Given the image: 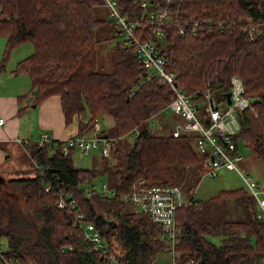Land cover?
Segmentation results:
<instances>
[{
    "label": "trees",
    "instance_id": "16d2710c",
    "mask_svg": "<svg viewBox=\"0 0 264 264\" xmlns=\"http://www.w3.org/2000/svg\"><path fill=\"white\" fill-rule=\"evenodd\" d=\"M103 2L0 0V37L6 38L0 72L15 49L32 45V53L14 69L30 77L32 103L59 96L65 123L77 120L79 135L110 117L112 125L101 133L114 139L105 157L112 164L92 170L77 167L74 148L65 155L61 142L56 149L32 140L25 145L34 174L0 181V241L7 244L6 251L0 248V264H154L164 252L175 255L174 264H264V220L257 218L256 200L246 187L219 191L206 201L194 197L210 169L207 155L197 151L196 134L175 137L173 131L155 130L156 117L170 112L165 108L173 90L149 77L135 45L123 39ZM117 2L128 20L139 23L138 39L153 41L178 85L200 105L206 125L210 117L202 94L207 80L224 106L231 78H242L253 108L236 111L241 129L230 138L237 151L245 147L264 162V0ZM148 10H165L169 17L151 24ZM249 23L261 24L254 38ZM113 42L111 69H95L97 47ZM106 173L114 194L88 196L85 188ZM137 180L183 188L187 203L176 211L180 234L174 246L160 224L123 200ZM61 195H73L75 208L106 240L107 254L84 239L72 208L57 206Z\"/></svg>",
    "mask_w": 264,
    "mask_h": 264
},
{
    "label": "built area",
    "instance_id": "2783aa9c",
    "mask_svg": "<svg viewBox=\"0 0 264 264\" xmlns=\"http://www.w3.org/2000/svg\"><path fill=\"white\" fill-rule=\"evenodd\" d=\"M103 1L104 7L109 10L110 17L122 32L123 39L135 45L138 58L146 68L149 77H158L163 84L169 85L173 90L174 99L165 110L181 116L184 120L183 123L175 126L173 135L178 137L184 132L197 135V151L202 155H207L206 165L210 168L203 177L215 178L219 176L222 170L238 173L244 181L245 187L256 200L257 218L264 220V184L254 179L250 174H245L239 168L238 163L244 159V156L240 150L237 151L236 144L230 138V135L238 133L241 129L236 111L253 108V101L246 93L242 78L237 75L231 78L229 91L231 102H227V95L225 100L228 107L222 106L212 89V80H207L202 94L205 113L210 117V123L206 125L199 112L200 105L195 103L191 96L178 85L175 72L166 68L165 61L156 51L153 41L138 39L136 29L139 23L128 20L120 12L117 0ZM142 6L147 8L148 3L143 2ZM168 17V12L165 10H148V18L151 24L165 23ZM249 24L247 30L254 38L259 33L260 29L258 27L261 24ZM195 25H198V23ZM180 31L182 35L185 34L184 28ZM4 121L5 119L0 117V125ZM101 131L102 126L100 122H97L92 133L76 134L60 141L52 138L48 132H42L39 138L35 139V142L40 147L48 149H56L61 142L65 155H69L74 148V155L78 154L83 158L93 150L99 149L103 157H109L114 139L103 135ZM19 142L22 141L19 140ZM50 188V186H46L45 190L49 191ZM85 191L88 196L94 192H98L102 196L114 194L113 189L109 187V183L106 181H102L101 184L94 182L88 185ZM70 196L61 195L57 206L59 208H72L84 239L90 242L94 249L102 255L107 254L108 244L106 240L101 236L94 223L84 220V214L75 208L74 201L70 199ZM123 200L131 203L135 209L144 211L153 222L160 224L164 236L171 240L172 246H174L176 237L180 234L176 221V211L187 203L186 194L181 186L177 184L149 185L146 180H137L132 183L130 190L123 196Z\"/></svg>",
    "mask_w": 264,
    "mask_h": 264
},
{
    "label": "crops",
    "instance_id": "0c3cea01",
    "mask_svg": "<svg viewBox=\"0 0 264 264\" xmlns=\"http://www.w3.org/2000/svg\"><path fill=\"white\" fill-rule=\"evenodd\" d=\"M5 45L6 38L0 37V61ZM15 66L16 62L11 59L7 68L0 72V117L5 119L0 125V168L11 160L18 163L19 158L24 157L22 154L24 152L30 157L25 145L31 140L35 142L42 132H48L54 139L60 141L79 132L77 120L70 125L65 123L59 96H51L41 104L33 106L32 99L35 96L29 94L31 79L25 73H14ZM26 95L28 96L25 100H20V97ZM21 108L25 110L20 112ZM183 122L184 120L178 121L175 126ZM15 170L19 171L20 168ZM174 263L175 255L172 252L160 253L154 262V264Z\"/></svg>",
    "mask_w": 264,
    "mask_h": 264
},
{
    "label": "rangeland",
    "instance_id": "374dc122",
    "mask_svg": "<svg viewBox=\"0 0 264 264\" xmlns=\"http://www.w3.org/2000/svg\"><path fill=\"white\" fill-rule=\"evenodd\" d=\"M114 46L113 43H106L98 46V53L95 59V69L101 70H110L111 69V49ZM32 45L24 44L12 53L10 60L8 62L11 63V59L14 60L17 64L20 60L24 59L28 55L32 53ZM224 106L228 107V103L224 102ZM180 121H183V118L177 114L172 112H164L156 117V124L154 125L155 130H158L161 134L167 135L174 130L175 124ZM100 124L102 129L108 128L112 125L113 121L110 117H101ZM92 133V132H91ZM50 134V133H49ZM51 136V135H50ZM53 138V136H51ZM24 157L19 158L18 163H14V161H10L7 165H5L0 171V181L3 178H11V177H21L24 176L21 173H27L28 175L34 174V164L31 158L27 155L26 152L22 153ZM241 154L244 156V159L238 163L239 168L245 174L252 176L254 179L261 181L264 184V162L257 159L250 150L245 147L241 148ZM74 163L77 167L83 169H102L105 165L112 164L111 158H105L101 155L99 149L93 150L90 154L85 157H80L78 154L74 155ZM20 168L19 172L15 169ZM25 168V169H23ZM99 183L101 184V180H105L112 185V179L109 173H106L104 177L100 176ZM245 183L241 179L240 175L235 171L230 170H222L219 176L215 178L211 177H203L200 183L198 184L195 190V197L199 199V201H206L209 198L216 195L219 191L226 190H234L239 188H245ZM1 189V184H0ZM215 243H220L219 238L211 239ZM0 248L3 251L7 250L6 242L0 241Z\"/></svg>",
    "mask_w": 264,
    "mask_h": 264
},
{
    "label": "water",
    "instance_id": "95a60500",
    "mask_svg": "<svg viewBox=\"0 0 264 264\" xmlns=\"http://www.w3.org/2000/svg\"><path fill=\"white\" fill-rule=\"evenodd\" d=\"M230 97H231V93H230V92H228V93H227V102H228V103H230V102H231V99H230ZM33 106L35 107L36 105L34 104Z\"/></svg>",
    "mask_w": 264,
    "mask_h": 264
}]
</instances>
